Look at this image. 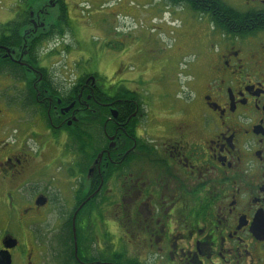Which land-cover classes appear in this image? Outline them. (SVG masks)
Instances as JSON below:
<instances>
[{
    "label": "flooded vegetation",
    "instance_id": "af4514ba",
    "mask_svg": "<svg viewBox=\"0 0 264 264\" xmlns=\"http://www.w3.org/2000/svg\"><path fill=\"white\" fill-rule=\"evenodd\" d=\"M163 1L199 17L182 35L184 92L168 100L125 86L120 66L109 85L49 68L44 44L75 31L67 0H0V253L12 264H264V0Z\"/></svg>",
    "mask_w": 264,
    "mask_h": 264
},
{
    "label": "rangeland",
    "instance_id": "374dc122",
    "mask_svg": "<svg viewBox=\"0 0 264 264\" xmlns=\"http://www.w3.org/2000/svg\"><path fill=\"white\" fill-rule=\"evenodd\" d=\"M67 2L75 31L44 44L42 54L49 68L62 70L63 65L76 66L80 72H91L100 82L106 80L109 85L113 84L110 76L112 71L120 66L117 80H125L127 87H133L129 81L134 82L142 97L160 100L182 97L185 67L191 61L186 56L189 48L181 47L182 35L187 26L189 28L194 21H199L198 16L168 8L163 0ZM192 30V27L188 30L190 37L188 33L185 37L190 41L196 38ZM113 58L116 61H112ZM108 64H112V67ZM60 75L69 77L64 71ZM3 90L0 86V94ZM26 122H19L13 116L6 118V126L19 131V145L26 140L25 134L29 128ZM25 142L30 149H37L32 140ZM52 157L54 152L50 150L41 155L40 160L48 163L53 160ZM62 204L68 210L72 202L64 197ZM55 220V215L50 214L46 224L40 226L46 230L48 257L54 254L56 247L54 236L58 231L54 227Z\"/></svg>",
    "mask_w": 264,
    "mask_h": 264
},
{
    "label": "water",
    "instance_id": "95a60500",
    "mask_svg": "<svg viewBox=\"0 0 264 264\" xmlns=\"http://www.w3.org/2000/svg\"><path fill=\"white\" fill-rule=\"evenodd\" d=\"M38 202H39V205H41V206H43L45 204L44 199H39ZM16 245H17V242L13 241L10 246H8V245H6V246L8 248H14V247H16ZM0 264H12L11 257L9 255V253H7V252L0 253Z\"/></svg>",
    "mask_w": 264,
    "mask_h": 264
},
{
    "label": "trees",
    "instance_id": "16d2710c",
    "mask_svg": "<svg viewBox=\"0 0 264 264\" xmlns=\"http://www.w3.org/2000/svg\"><path fill=\"white\" fill-rule=\"evenodd\" d=\"M208 1L209 0H207V2H206V4L208 3ZM226 9L225 8H223V11H225ZM71 235L69 236V235H67L66 234V239L68 240L65 244H64V249L66 250V253H65V255L67 256V257H69V256H71L72 254H71V251H72V240H71ZM68 251V252H67ZM69 251H70V253H69ZM130 264H132V263H130Z\"/></svg>",
    "mask_w": 264,
    "mask_h": 264
}]
</instances>
